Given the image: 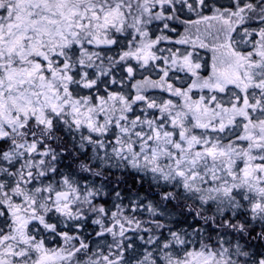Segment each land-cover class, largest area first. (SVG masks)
<instances>
[{
	"label": "snow or ice",
	"instance_id": "6c2138e0",
	"mask_svg": "<svg viewBox=\"0 0 264 264\" xmlns=\"http://www.w3.org/2000/svg\"><path fill=\"white\" fill-rule=\"evenodd\" d=\"M0 264H264V0H0Z\"/></svg>",
	"mask_w": 264,
	"mask_h": 264
}]
</instances>
